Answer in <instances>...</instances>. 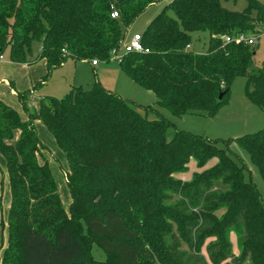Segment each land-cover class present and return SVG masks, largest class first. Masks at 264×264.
Wrapping results in <instances>:
<instances>
[{"label": "trees", "instance_id": "1", "mask_svg": "<svg viewBox=\"0 0 264 264\" xmlns=\"http://www.w3.org/2000/svg\"><path fill=\"white\" fill-rule=\"evenodd\" d=\"M159 1L0 0V56L7 52L12 62L27 64L44 59L40 86L68 60L109 61L123 41L122 28ZM263 28L258 0H246L241 11L220 0H170L141 33L148 51L126 53L118 64L174 116H214L238 77L246 79L249 101L264 110V58L252 67L256 44L223 41L237 33L259 38ZM203 31L206 51L187 48L191 34ZM33 42L40 45L37 57ZM16 95L26 121L0 101V155L10 189L1 264H144L152 258L159 264H264V201L244 165L228 154L232 144L246 151L264 180V128L221 140V148L183 130L168 136L173 123L156 109L144 106L141 113L97 81L41 98L37 112L25 93ZM36 119L65 156L68 210L48 162L39 161L45 147ZM211 158L216 163L188 181L174 176L187 172L190 159L202 169ZM92 245L104 260L92 258Z\"/></svg>", "mask_w": 264, "mask_h": 264}, {"label": "rangeland", "instance_id": "2", "mask_svg": "<svg viewBox=\"0 0 264 264\" xmlns=\"http://www.w3.org/2000/svg\"><path fill=\"white\" fill-rule=\"evenodd\" d=\"M264 5V0H258ZM169 2V0H160L146 8L129 26L123 27L124 38L120 45L122 50L124 44L135 33H142L150 20ZM223 7L232 11H241L246 7V0H220ZM207 32H194L191 34L190 50L202 53L205 52L208 45ZM39 43L33 42L32 55L37 57L39 53ZM256 55L253 60V68L256 69L261 65L264 58V33L257 39L255 45ZM4 63L0 64L1 76H4L11 83L12 89L5 85L0 77V101L15 109L19 114L21 120L28 119L26 111L23 109L19 102L16 93L27 95V103L33 108L35 112L39 109L40 99L46 96L60 98L68 91L70 86H81L83 89H89L91 84L95 81L99 82L106 89L120 95L122 98L135 103L139 112L144 113L142 110L144 106H151L156 111L163 115L167 120L173 123L167 134L171 136L174 129L183 130L193 134L200 135L208 140L216 141L218 147L224 148L221 140L227 138H235L244 134L253 133L264 128V110L249 101L245 95V82L244 77H238L234 80L229 98L226 103L222 105L216 114L212 117L205 114H191L184 116H174L170 112L161 109L156 104L155 95L145 90L133 80H131L120 68L118 61L109 59V61H99L96 68H92L88 63L68 61L61 68L54 69L46 83L39 89L38 84L47 73V64L41 59L37 58L31 64L36 68L33 71L37 76L33 81L23 79L20 75V68H9L8 64L12 62L8 53L5 52ZM20 81L15 84L10 79L12 76L18 77ZM24 82V83H23ZM27 87L23 89V86ZM32 84V85H31ZM38 86V87H37ZM15 105L17 108H14ZM154 112L149 113V118H154ZM33 126L41 144L45 147L41 150L39 160L44 159L48 162L51 175L57 185L59 197L62 206L68 210L70 203L69 191L65 182L66 160L63 153L58 149L55 140L46 129L43 123L36 119L33 121ZM228 154L236 160L239 164L244 165V172L248 179H250L258 189L264 201V180L262 179L257 167H255L246 151L240 147L232 144L229 148ZM190 159L188 163V170L184 174H174L175 177L182 180H190L193 173L196 171V164ZM216 163V158H211L207 161L204 169L212 167ZM215 187H219L217 183ZM10 206V189L7 177V171L3 157L0 155V264L3 260V253L8 245L6 217ZM229 240L232 245V250L238 254L237 236L234 232L229 234ZM204 253V248L202 249ZM90 254L95 260H104L105 255L101 249L96 245H92ZM150 259L149 263L153 264ZM154 264H159L155 260Z\"/></svg>", "mask_w": 264, "mask_h": 264}, {"label": "built area", "instance_id": "3", "mask_svg": "<svg viewBox=\"0 0 264 264\" xmlns=\"http://www.w3.org/2000/svg\"><path fill=\"white\" fill-rule=\"evenodd\" d=\"M110 16L112 18H117L118 13L116 10H112L110 13ZM264 31V28H263ZM258 36H252L246 33H237L235 35H225L223 36L224 43H235V44H247V45H255L257 41ZM187 48H189V45H187ZM148 49L145 48L142 45L141 42V33H135L133 34L128 41L124 44L122 50L119 49H113L110 52V58L117 60L118 62L121 61L123 55L129 52H147ZM2 56H0V59ZM92 65H96V60H91Z\"/></svg>", "mask_w": 264, "mask_h": 264}, {"label": "crops", "instance_id": "4", "mask_svg": "<svg viewBox=\"0 0 264 264\" xmlns=\"http://www.w3.org/2000/svg\"><path fill=\"white\" fill-rule=\"evenodd\" d=\"M170 1V0H169ZM189 49H191L190 48V45H189ZM33 56V55H32ZM42 61H44L45 63H46V61L44 60V59H41ZM4 61V56H2V58L0 59V62H3ZM68 61H70V60H68ZM68 61H66V62H68ZM34 62V61H33ZM33 62H31V63H33ZM65 62V63H66ZM71 62H73V61H71ZM78 62V61H77ZM80 62H83V63H88L92 68H96V67H98V65H99V61L97 62V64L96 65H92L91 64V61L90 60H80ZM4 63V62H3ZM3 63H0V64H3ZM27 64V63H10V64H8V66H9V68H20V69H18L19 71H20V75H21V77L23 78V79H29V81L31 82V81H33L34 79H35V77L37 76V74H36V72H35V75L33 74V71H35V67H34V63L33 64ZM65 63H63L59 68H61V67H63L64 65H65ZM73 63H76V62H73ZM58 69V68H57ZM53 72V71H52ZM52 72H51V74H52ZM50 74V75H51ZM2 75V73L0 72V77H3L2 78V82L5 84V85H7L8 87H10L11 89H12V87H11V83L10 82H8V80L6 79V78H4V76H1ZM20 75L18 76V77H15V76H12L10 79H12L14 82L13 83H15V84H17L19 81H20ZM50 77V76H49ZM49 77H48V79H49ZM47 79V80H48ZM46 80V81H47ZM24 83V82H23ZM32 83V82H31ZM46 82H43L38 88L40 89L44 84H45ZM32 85V84H31ZM25 87H27V84H25L24 86H23V89L25 88ZM71 87V86H70ZM70 87H69V89H70ZM68 89V90H69ZM12 92L13 93H15V91L12 89ZM14 108H17L15 105H12ZM51 134V133H50ZM53 137V136H52ZM55 140V139H54ZM55 144H56V142H55ZM56 146H57V144H56ZM58 147V146H57ZM59 149V148H58ZM60 150V149H59ZM61 151V150H60ZM62 152V151H61ZM63 153V152H62ZM64 155V154H63ZM64 158H65V156H64ZM42 160L43 159H41V161L40 162H42ZM195 163V161L193 160V161H191V163ZM215 163V162H214ZM206 167H209V166H206ZM206 167H203L202 169H198V168H196V171L195 172H199V171H201V170H203L204 168H206ZM66 168V167H65Z\"/></svg>", "mask_w": 264, "mask_h": 264}, {"label": "water", "instance_id": "5", "mask_svg": "<svg viewBox=\"0 0 264 264\" xmlns=\"http://www.w3.org/2000/svg\"><path fill=\"white\" fill-rule=\"evenodd\" d=\"M219 97H221V95H219Z\"/></svg>", "mask_w": 264, "mask_h": 264}]
</instances>
